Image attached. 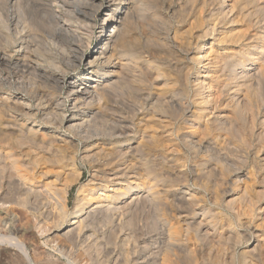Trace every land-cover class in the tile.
Returning a JSON list of instances; mask_svg holds the SVG:
<instances>
[{
	"label": "bare ground",
	"instance_id": "obj_1",
	"mask_svg": "<svg viewBox=\"0 0 264 264\" xmlns=\"http://www.w3.org/2000/svg\"><path fill=\"white\" fill-rule=\"evenodd\" d=\"M0 64L34 76L0 81V262L264 264V0H0Z\"/></svg>",
	"mask_w": 264,
	"mask_h": 264
},
{
	"label": "rangeland",
	"instance_id": "obj_2",
	"mask_svg": "<svg viewBox=\"0 0 264 264\" xmlns=\"http://www.w3.org/2000/svg\"><path fill=\"white\" fill-rule=\"evenodd\" d=\"M101 19V18H100ZM45 21H46V19H44V21L42 22V25L41 26H38V27H40V28H38L37 30H34V35H40L41 37L43 36L44 37V33L42 32V31H45L46 30V28L48 27V22L46 21V23H45ZM41 24V23H40ZM140 25V24H139ZM139 25H137V31L135 30V32L137 33V34H139L140 32H141V28H140V26ZM139 26V27H138ZM176 26L177 25H174V23L172 24V25H170L169 24V29L171 30V32L173 33L174 31H175V29H176ZM184 26V25H183ZM182 26V27H183ZM35 28V27H34ZM141 30H140V29ZM36 29V28H35ZM107 32H109V33H111L112 32V34H113V27L110 25L109 26V30H107ZM139 32V33H138ZM37 33V34H36ZM40 33V34H39ZM42 34V35H41ZM41 40V39H40ZM43 44V42L40 44V46H39V57L41 58V60H42V56L44 57V55H42V54H44V49L42 48V46H44V45H42ZM42 45V46H41ZM41 47V48H40ZM15 48L13 47V48H11L10 49V53H11V55H14L15 54V50H14ZM41 49V50H40ZM42 51V52H41ZM41 52V53H40ZM41 60H40V62H41ZM3 65H1L0 64V81L2 80H6V79H10V80H12V82L14 83L15 82V80L14 79H18V78H14L12 75L10 76V75H8L7 76V74L4 72L5 70H3V68L4 67H2ZM44 66H47V65H44ZM5 69V68H4ZM29 73H31L30 75H32L33 73H32V71L31 72H29ZM29 75V74H28ZM30 75L29 76H24V78L21 80V81H19V79L18 80H16V82L14 83L15 85H11L10 86V89H11V91H17V90H23L24 91V88L21 86V87H19L20 86V84H22L23 82V84H31L32 82L31 81H33L34 80V76L32 77H30ZM8 77V78H6L5 79V77ZM25 77H28V78H25ZM25 79V80H24ZM14 80V81H13ZM29 82H28V81ZM8 82H10L11 84H13L11 81H9V80H7ZM38 81V80H37ZM20 82V83H19ZM16 83H19V84H17L16 85ZM19 85V86H18ZM26 85V86H27ZM38 85V84H37ZM7 86V87H6ZM4 88H8L9 87V85H6ZM14 88H13V87ZM43 86H45V88L46 89H44V90H46V91H48V88H49V90L50 91H48V92H51V90H52V92H54L53 91V89H51L50 88V85L48 86H46V84L45 85H43ZM17 88H19V89H17ZM21 88V89H20ZM26 91V90H25ZM3 93V92H2ZM78 165H79V167H80V164L78 163ZM81 168V170H82V172H83V180H82V182H80L79 184H77V185H75V186H73V188L69 191V209H71V207H72V205H73V202H74V200H75V198H76V193H77V191H78V189H79V186L88 178V175H89V173H88V168L87 167H85V168H83V167H80ZM39 180V179H38ZM259 186V188L260 187H262V185L261 184H259L258 185ZM261 189V188H260ZM227 190V192L225 193V195H224V198L225 199H228L229 198V196L232 194V191H233V189L232 188H228V189H226ZM202 191V193L203 192H205L204 190H201ZM208 193V192H207ZM207 199V198H206ZM207 203H208V201H207ZM211 204V203H210ZM8 227V226H7ZM6 227V228H7ZM0 232H1V229H0ZM15 259V255H14V253H7L3 258H2V261L0 262V264H15L14 263V259Z\"/></svg>",
	"mask_w": 264,
	"mask_h": 264
}]
</instances>
